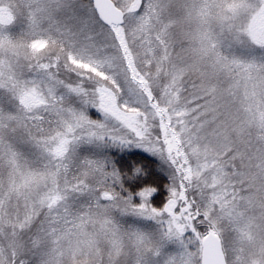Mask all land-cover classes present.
<instances>
[{"label":"clouds","instance_id":"clouds-1","mask_svg":"<svg viewBox=\"0 0 264 264\" xmlns=\"http://www.w3.org/2000/svg\"><path fill=\"white\" fill-rule=\"evenodd\" d=\"M124 3L123 45L97 0H29L28 27L12 36L20 47H0V81L8 84L0 87V264H206V247L217 243V264H264V56L237 54L247 39H237L235 20L218 19L229 0ZM36 40L48 43L33 54ZM73 59L107 61L100 83L120 116L104 113L67 135L66 109L87 112L80 97L77 106L58 88L65 110L40 109L43 119L33 120L11 87L39 82L38 64L78 82ZM96 80L88 72L85 87ZM8 112L21 118L8 120ZM64 139L71 143L61 155ZM111 148H140L166 165V201L151 207L162 209L175 191L178 214L191 216L184 232L168 235L166 212L126 211L128 185L151 168L132 159L122 169L96 154Z\"/></svg>","mask_w":264,"mask_h":264},{"label":"snow or ice","instance_id":"snow-or-ice-1","mask_svg":"<svg viewBox=\"0 0 264 264\" xmlns=\"http://www.w3.org/2000/svg\"><path fill=\"white\" fill-rule=\"evenodd\" d=\"M128 2L131 3V0H128ZM113 6L117 9H121L122 6L127 7V4L124 3V0H113ZM218 7L221 9L220 13H218V19L220 20L234 19L239 11L238 8L231 4L221 3ZM256 8L264 10V0H259V3L255 5L252 10L255 11ZM106 20L112 27L113 36L118 40L119 44L123 45L125 37L121 32L122 21ZM146 23L145 21L144 24L139 25V28L143 29ZM237 39L241 42H243V39H248L250 42L255 43V41H252L247 35L245 25L243 24L239 25ZM47 43L48 42L44 40H36L28 45V47L31 48L33 54H38L47 47ZM4 46L13 51L20 47L18 42L7 35L0 37V47ZM260 47L264 48V42H260ZM106 62L107 61H100L90 64L73 59L72 64L78 66L80 70V80L78 82H68L59 79L58 74L52 71L51 64H38L37 67L39 68V72L37 73V77L39 78V82L37 79H33L31 82L25 81L22 84L19 81H14L11 92L18 102L21 112L33 120L43 119V117L39 115L40 109L44 111H54L58 115L65 110V97L63 95H58V88L66 89L69 95L80 97L85 106H93L102 114L112 113L113 116H120V113L114 111L115 102L107 87L100 83V78L106 76V73L101 69V64ZM88 72H91L97 77L96 82L93 83L91 88L85 87V79L88 76ZM0 87L7 88V82L0 81ZM106 97L111 99V103L106 102ZM36 106L40 107L37 108ZM66 110L71 117V122L67 123V135L73 134L74 126L76 128H83L88 124L97 123V121H93L85 111L77 112L72 108H67ZM3 111L4 109L0 108V112ZM20 118V113H7L8 120H19ZM70 143L71 141L68 139L61 140L57 152L62 155L65 147ZM157 191L158 190H153L151 187H148L140 188L139 191L133 192V194L128 197L129 203L126 211L147 218H156L166 212L170 217L168 221V235H172L174 232L177 234L184 232L185 228L190 226L188 221L191 220V216L185 219L186 211L179 212L178 214L179 210L177 209V204L180 197L177 196L175 191H171L162 209L153 208L151 207L153 203L152 199ZM104 196L108 198L111 194L104 193ZM192 231H196L195 227H192Z\"/></svg>","mask_w":264,"mask_h":264},{"label":"rangeland","instance_id":"rangeland-1","mask_svg":"<svg viewBox=\"0 0 264 264\" xmlns=\"http://www.w3.org/2000/svg\"><path fill=\"white\" fill-rule=\"evenodd\" d=\"M28 3L29 0H0V37L5 35L12 37L14 34L19 33L20 31L25 30L28 27L29 21L22 12V8ZM229 4L238 8V14L233 20H235L238 25L243 24L246 26L248 24V26L245 27L247 35L252 39V41H255V43H250L253 45V47L258 49L256 44H259L260 47V42L263 41H260L261 39H257L256 36H258V32L261 29L264 33V10H261L260 8H256L255 11L252 10L253 7L258 4V0H229ZM245 50H253L252 52L256 51L255 49L250 48L248 46V43H244V46L237 49L236 52L241 55H246ZM263 51L262 56H264ZM251 56L260 57L259 55L255 54H252ZM70 74L72 73L62 74L61 78L68 82H71L72 80L76 79V77L71 78ZM73 76H75V74H73ZM88 86L92 85L89 84ZM61 91H63V89H61ZM70 99L74 104L79 106L80 101L78 97L73 95L70 97ZM105 99L107 103H111V99L109 97H106ZM135 149L141 150L140 148ZM159 163L161 164V167L163 168L164 172L167 174L168 177V181H166L165 183L166 185L170 182V177L167 173L166 165H164L161 161H159ZM165 185L163 186V191L153 195L152 202L155 206H162V204L166 201L167 188L165 187ZM127 219L129 222L142 223L141 218L128 217Z\"/></svg>","mask_w":264,"mask_h":264},{"label":"trees","instance_id":"trees-1","mask_svg":"<svg viewBox=\"0 0 264 264\" xmlns=\"http://www.w3.org/2000/svg\"><path fill=\"white\" fill-rule=\"evenodd\" d=\"M247 26H248V24L245 27H247ZM260 31L258 32V36H256V38L261 39L260 41L264 42L263 30L261 29ZM221 39L224 40L225 43H227V40L225 37H222ZM244 43H248V46L250 48L255 49L256 51L252 52L253 50L252 51H246L245 50L246 55H241L237 52L238 55L246 57V58L252 57L251 56L252 54L262 56L263 50L260 49L261 47H259V44H256L258 47V49H256L255 47H253V45L251 43H249L248 39ZM259 51L261 52V54ZM70 75H71V78L75 77V76H73V74H70ZM88 87H92V86H88ZM0 99H2V97H0ZM9 107H11V105H9ZM87 114L92 119H102L103 118V114L97 108L90 106V105L87 106ZM96 154L97 155L107 154V155L113 157L119 163V165L122 169L130 167L129 161L132 159H135L138 162L139 161H146L147 162L148 166L151 168L149 175L142 180H137L136 182L128 185L130 187V190L133 192L137 191L138 189L143 187L145 184H151V185L158 188V191L155 193V194H157V193H160L161 191H163V189H164L163 186L165 185L166 181H168L167 174L164 172L163 168L161 167V164L159 163L160 160L155 156L149 155L143 149H141V150H139V149L120 150V149H116V148H111V149H106L103 151H98Z\"/></svg>","mask_w":264,"mask_h":264},{"label":"water","instance_id":"water-1","mask_svg":"<svg viewBox=\"0 0 264 264\" xmlns=\"http://www.w3.org/2000/svg\"><path fill=\"white\" fill-rule=\"evenodd\" d=\"M97 7L100 14L104 16L105 19L118 21L120 9L113 6L112 0H97ZM219 255L220 250L218 243L215 245L209 244L205 249L206 264H217V257Z\"/></svg>","mask_w":264,"mask_h":264}]
</instances>
